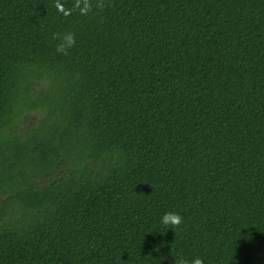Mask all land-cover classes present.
<instances>
[{"label":"trees","instance_id":"obj_1","mask_svg":"<svg viewBox=\"0 0 264 264\" xmlns=\"http://www.w3.org/2000/svg\"><path fill=\"white\" fill-rule=\"evenodd\" d=\"M55 3L0 0V264H264V0Z\"/></svg>","mask_w":264,"mask_h":264},{"label":"clouds","instance_id":"obj_2","mask_svg":"<svg viewBox=\"0 0 264 264\" xmlns=\"http://www.w3.org/2000/svg\"><path fill=\"white\" fill-rule=\"evenodd\" d=\"M105 7V0H96L95 4L93 0H73V5L70 8H66L61 0H56L55 8L63 16L68 17L72 15L73 11H78L81 16H87L94 8L102 10ZM54 39L59 43L56 46V52L67 55L69 49L75 46L76 38L74 33L66 32L64 34H54ZM164 226L179 227L183 222V217L177 212H166L161 217L160 221ZM174 264H204L203 259L200 257H194L186 259L183 257H177L174 259Z\"/></svg>","mask_w":264,"mask_h":264},{"label":"rangeland","instance_id":"obj_3","mask_svg":"<svg viewBox=\"0 0 264 264\" xmlns=\"http://www.w3.org/2000/svg\"><path fill=\"white\" fill-rule=\"evenodd\" d=\"M40 121V117L37 113H29L24 115L23 118L18 122V128L17 131L18 134L21 133L22 130H27L29 127H31L34 124H37Z\"/></svg>","mask_w":264,"mask_h":264}]
</instances>
